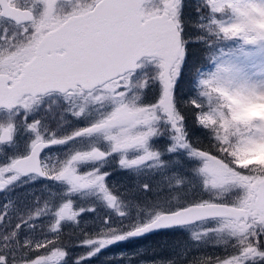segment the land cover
Segmentation results:
<instances>
[{
    "label": "snow or ice",
    "instance_id": "1",
    "mask_svg": "<svg viewBox=\"0 0 264 264\" xmlns=\"http://www.w3.org/2000/svg\"><path fill=\"white\" fill-rule=\"evenodd\" d=\"M113 160L201 195L125 199ZM37 180L45 197L9 195ZM0 193V264H83L168 229L223 250L186 264H264V0H0Z\"/></svg>",
    "mask_w": 264,
    "mask_h": 264
},
{
    "label": "rangeland",
    "instance_id": "2",
    "mask_svg": "<svg viewBox=\"0 0 264 264\" xmlns=\"http://www.w3.org/2000/svg\"><path fill=\"white\" fill-rule=\"evenodd\" d=\"M151 99V97H149ZM58 123L55 124V127L57 126ZM54 127V128H55ZM71 127V126H69ZM66 147V146H65ZM61 149V150H60ZM64 151V148L62 147H57V150L55 152H62ZM102 171H111V175L107 178L108 179V184L119 194L122 193L125 195V199L132 198L134 197L135 199L143 201L145 198L148 200H155V196L159 194V191L157 190L158 188L161 189V193L165 194L166 196L171 194V190H169L165 184V178L162 175L159 174H153L151 172L145 173V174H135L131 173L127 170H120L115 161L113 160L111 163H109L105 168L102 169ZM133 178V179H131ZM148 183L151 186V189L149 192L144 193L142 189L140 188V185ZM45 182L42 180H37L34 183H28L24 184L22 187L14 188V190L9 194L12 198H17L19 197V200L17 203L19 204L20 202H25V203H31L32 199H34L35 196L39 197H45L47 193L43 191V185ZM48 184V183H46ZM51 185V182H50ZM185 188L189 191V189H192V187L185 186ZM53 190L60 191V188H53ZM173 191V190H172ZM174 191H179V190H174ZM164 192V193H163ZM156 193V194H155ZM155 195V196H154ZM178 195V193H177ZM4 201V194L0 193V203ZM84 203H97V212L96 213H85L84 219L86 220V227L84 228V231L87 232H92L95 230H98V227H96L97 223V216H103L106 214L105 209L98 204V202L93 198L91 200L85 201ZM72 231V233L76 234L78 229L68 226L64 229V231ZM187 235L190 236V234L186 231ZM67 235V233H66ZM69 237H73L74 235H67ZM130 241V240H129ZM144 240L142 241H136L133 245H137V249H134V255L136 252H138V246L143 245ZM127 244L128 240L121 242V244ZM130 243V242H129ZM188 245V250H195L194 246L190 244L189 242L187 243ZM210 245H213L209 243ZM120 245V244H119ZM145 245V244H144ZM205 245H202L204 247ZM118 247V245H117ZM146 246H142L144 249ZM213 247H216V245H213ZM73 251L69 249L71 253H75L76 256H78L81 253H86L89 251L88 248H81L78 246V244H75L73 247ZM186 248V247H185ZM184 251V247L175 245L173 249L169 248L167 249L166 252H159V251H154L148 250L146 251V254L143 253L144 257L141 256L142 260L145 262L148 261H155L156 263L159 262H164L166 264L167 261H169L170 258H176L178 254ZM102 252V251H101ZM101 252L94 256L91 259H85L83 261V264H89L90 262L93 263L96 259L100 258ZM132 255V252H130ZM73 256V257H76ZM134 256H130L129 253H122L120 254L119 258L120 260L118 261L119 264H131V260L133 259ZM144 258H147L145 260ZM174 260V259H173ZM171 261V260H170Z\"/></svg>",
    "mask_w": 264,
    "mask_h": 264
},
{
    "label": "trees",
    "instance_id": "3",
    "mask_svg": "<svg viewBox=\"0 0 264 264\" xmlns=\"http://www.w3.org/2000/svg\"><path fill=\"white\" fill-rule=\"evenodd\" d=\"M195 51V55L196 57H200L201 56V49L197 48L194 50ZM187 91V88H185L182 91V95L184 92ZM188 118H189V124H192V111L188 110ZM193 139L197 142H199L201 145L207 146L208 144V139L205 137V135L200 132L198 129H193ZM180 192L178 193V195H180L182 198L187 195L190 197H195V196H199L201 195L199 188L195 187L192 189H189V191L184 187L183 189L179 190ZM46 193V192H45ZM164 193V192H163ZM156 194V193H155ZM173 195H177V192H174V190H171V194L169 195H165L162 194L161 191H159L158 195H154L155 198L157 199L158 197H163L166 199H171V197ZM76 232H78L77 230H75ZM74 235L73 237H69L66 235ZM78 239H83V235H76L74 233H72V231H64V234L62 236V240L63 242L68 245V248L70 250L73 251V249H71L70 247L74 246L75 244H77ZM143 245H139L138 246V252L135 253L134 255V249H137V245H133L136 241H142L144 240ZM130 242V243H129ZM190 243L194 246L195 250L191 249L188 250V244ZM120 244V245H119ZM114 245H119L121 248L118 249H109V248H105L102 250L100 258L96 259L94 261V263L92 264H119L118 261L120 260L119 256L120 254H122L123 252H125L126 254L129 253L130 256H134L133 259L130 261L131 264H165L164 262H159L156 263L155 261H148L145 262L144 260H142L141 256L144 257V255H142L143 253L146 254V251L148 250H154V251H159V252H166L167 253V249L171 248L173 249L175 245L184 247V251H181L178 256L176 258H170V260H178L180 262H178V264H186L187 260H192L194 258H199L202 257L204 255H208V256H221L223 255V250L222 248H220L219 246L213 247V245L207 244L204 247H202V245L197 246L192 240L191 237L187 235L186 230H163V231H159L150 235H147L145 237H142L140 239H130V241L128 240L127 244H121L117 243ZM112 245V246H114ZM142 246H146L144 249L142 248ZM186 247V248H185ZM74 252V251H73ZM130 252H132V255L130 254ZM73 256H76L75 253H72ZM145 260H147V258H144Z\"/></svg>",
    "mask_w": 264,
    "mask_h": 264
},
{
    "label": "flooded vegetation",
    "instance_id": "4",
    "mask_svg": "<svg viewBox=\"0 0 264 264\" xmlns=\"http://www.w3.org/2000/svg\"><path fill=\"white\" fill-rule=\"evenodd\" d=\"M58 122H59V118H58V116H57L56 119H54V120L51 121V126H52V127H55V124L58 123ZM74 123H80V124H82L83 122L81 121V122H74ZM55 150H57V148H54V149H52L51 151H54V152H55ZM60 150H61V149H60ZM46 151H48V150H46ZM42 181H43V180H42ZM44 182H45V184L48 183V185H50V181H44ZM33 183H34V182H33ZM50 186H51V185H50ZM70 248L73 249L72 246H71ZM106 248H109V249H110V248H111V249H112V248H113V249H118V248H121V247L110 246V247H106ZM124 253H125V252H123V254H124ZM93 263H94V262H93ZM89 264H92V263L90 262Z\"/></svg>",
    "mask_w": 264,
    "mask_h": 264
},
{
    "label": "water",
    "instance_id": "5",
    "mask_svg": "<svg viewBox=\"0 0 264 264\" xmlns=\"http://www.w3.org/2000/svg\"><path fill=\"white\" fill-rule=\"evenodd\" d=\"M155 232V231H154ZM151 233H153V232H151ZM150 234V233H149Z\"/></svg>",
    "mask_w": 264,
    "mask_h": 264
}]
</instances>
